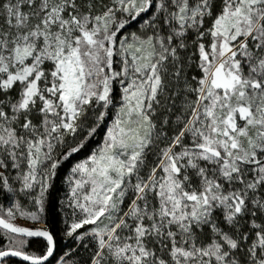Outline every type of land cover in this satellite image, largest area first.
I'll list each match as a JSON object with an SVG mask.
<instances>
[{
  "label": "snow or ice",
  "instance_id": "obj_1",
  "mask_svg": "<svg viewBox=\"0 0 264 264\" xmlns=\"http://www.w3.org/2000/svg\"><path fill=\"white\" fill-rule=\"evenodd\" d=\"M0 264H264V0H0Z\"/></svg>",
  "mask_w": 264,
  "mask_h": 264
},
{
  "label": "rangeland",
  "instance_id": "obj_2",
  "mask_svg": "<svg viewBox=\"0 0 264 264\" xmlns=\"http://www.w3.org/2000/svg\"><path fill=\"white\" fill-rule=\"evenodd\" d=\"M19 223H27V222H23V221H18Z\"/></svg>",
  "mask_w": 264,
  "mask_h": 264
},
{
  "label": "trees",
  "instance_id": "obj_3",
  "mask_svg": "<svg viewBox=\"0 0 264 264\" xmlns=\"http://www.w3.org/2000/svg\"><path fill=\"white\" fill-rule=\"evenodd\" d=\"M23 222H25V221H23Z\"/></svg>",
  "mask_w": 264,
  "mask_h": 264
}]
</instances>
